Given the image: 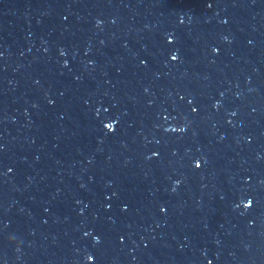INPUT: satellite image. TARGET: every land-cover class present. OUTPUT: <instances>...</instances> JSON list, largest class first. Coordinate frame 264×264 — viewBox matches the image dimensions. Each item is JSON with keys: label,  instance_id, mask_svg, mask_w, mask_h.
<instances>
[{"label": "water", "instance_id": "obj_1", "mask_svg": "<svg viewBox=\"0 0 264 264\" xmlns=\"http://www.w3.org/2000/svg\"><path fill=\"white\" fill-rule=\"evenodd\" d=\"M0 264H264V0H0Z\"/></svg>", "mask_w": 264, "mask_h": 264}, {"label": "snow or ice", "instance_id": "obj_2", "mask_svg": "<svg viewBox=\"0 0 264 264\" xmlns=\"http://www.w3.org/2000/svg\"><path fill=\"white\" fill-rule=\"evenodd\" d=\"M109 127H111V125H109Z\"/></svg>", "mask_w": 264, "mask_h": 264}]
</instances>
